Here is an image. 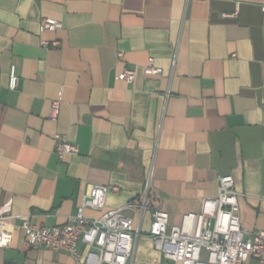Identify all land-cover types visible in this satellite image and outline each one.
I'll return each mask as SVG.
<instances>
[{
  "label": "crops",
  "instance_id": "0c3cea01",
  "mask_svg": "<svg viewBox=\"0 0 264 264\" xmlns=\"http://www.w3.org/2000/svg\"><path fill=\"white\" fill-rule=\"evenodd\" d=\"M264 0H0V206L12 226L0 264H78L33 249L21 222L62 226L93 185L116 187L97 219L153 190L170 226L231 175L238 218L264 225ZM44 19L61 23L40 31ZM42 42L55 43L43 47ZM119 54L121 56L119 57ZM153 59L160 73L145 75ZM11 66L17 89L7 88ZM135 70L132 84L119 80ZM58 101L56 117L51 105ZM55 135L78 147L59 160ZM133 217L134 225L137 223ZM147 212L129 264L161 259ZM84 262L89 248L76 246ZM243 264H255L248 258Z\"/></svg>",
  "mask_w": 264,
  "mask_h": 264
},
{
  "label": "built area",
  "instance_id": "2783aa9c",
  "mask_svg": "<svg viewBox=\"0 0 264 264\" xmlns=\"http://www.w3.org/2000/svg\"><path fill=\"white\" fill-rule=\"evenodd\" d=\"M264 13V6L262 7ZM61 23L44 19L40 31H55ZM43 47H53L55 43H41ZM121 54H119V57ZM145 75L160 73L154 67L153 59L143 67ZM135 70L123 69L119 80L132 84ZM18 76L15 67L11 66L7 88L17 89ZM59 102L53 101L51 116L56 117ZM55 155L62 160L66 155H77V145L70 143L65 136L55 135ZM153 167L145 176L143 187L138 196L121 208L105 212L97 219L83 215L86 208L100 210L109 191L116 192V187L93 185L84 197L78 213L68 218L62 226L36 227L28 220L21 222L26 244L33 249H48L54 252H65L74 257L78 264H129L147 212L151 214L148 236L153 247L160 253L161 259L153 264H243L253 258L255 264H264V225L262 229L252 232L243 227L238 218V193L234 189L231 175L218 178L217 195L201 201L197 213L184 215L182 224L170 226L169 215L160 207V197L153 190ZM137 223L134 225L133 217ZM11 201L0 206V248H7L11 235L3 230L12 226ZM81 242L89 248L84 262L77 250Z\"/></svg>",
  "mask_w": 264,
  "mask_h": 264
}]
</instances>
